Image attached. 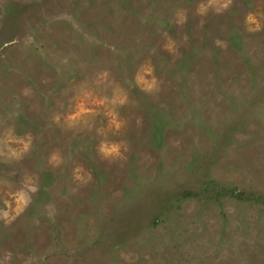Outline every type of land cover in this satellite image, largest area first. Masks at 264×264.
Instances as JSON below:
<instances>
[{
	"label": "rangeland",
	"instance_id": "rangeland-1",
	"mask_svg": "<svg viewBox=\"0 0 264 264\" xmlns=\"http://www.w3.org/2000/svg\"><path fill=\"white\" fill-rule=\"evenodd\" d=\"M0 264H264V0H0Z\"/></svg>",
	"mask_w": 264,
	"mask_h": 264
},
{
	"label": "trees",
	"instance_id": "trees-1",
	"mask_svg": "<svg viewBox=\"0 0 264 264\" xmlns=\"http://www.w3.org/2000/svg\"><path fill=\"white\" fill-rule=\"evenodd\" d=\"M234 193H236V192L234 191ZM235 195H237V193H236ZM240 195H241V194H240Z\"/></svg>",
	"mask_w": 264,
	"mask_h": 264
}]
</instances>
